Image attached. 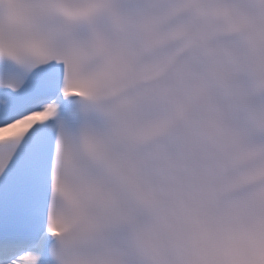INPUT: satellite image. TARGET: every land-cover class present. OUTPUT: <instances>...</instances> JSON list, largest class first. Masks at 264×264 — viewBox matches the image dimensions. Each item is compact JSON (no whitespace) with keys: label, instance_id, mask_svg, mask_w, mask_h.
<instances>
[{"label":"snow or ice","instance_id":"obj_1","mask_svg":"<svg viewBox=\"0 0 264 264\" xmlns=\"http://www.w3.org/2000/svg\"><path fill=\"white\" fill-rule=\"evenodd\" d=\"M0 264H264V0H0Z\"/></svg>","mask_w":264,"mask_h":264}]
</instances>
